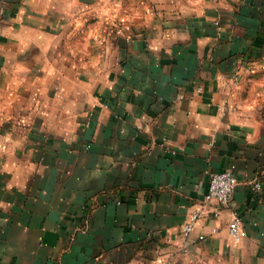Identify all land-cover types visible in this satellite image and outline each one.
Wrapping results in <instances>:
<instances>
[{
	"label": "crops",
	"instance_id": "crops-1",
	"mask_svg": "<svg viewBox=\"0 0 264 264\" xmlns=\"http://www.w3.org/2000/svg\"><path fill=\"white\" fill-rule=\"evenodd\" d=\"M0 264H264V0H0Z\"/></svg>",
	"mask_w": 264,
	"mask_h": 264
},
{
	"label": "built area",
	"instance_id": "built-area-1",
	"mask_svg": "<svg viewBox=\"0 0 264 264\" xmlns=\"http://www.w3.org/2000/svg\"><path fill=\"white\" fill-rule=\"evenodd\" d=\"M236 181V176L232 170L212 171L210 174L206 199L208 201L217 202L220 205L229 204L234 195ZM253 187L256 190H260L263 188V185L261 182H255ZM199 217L200 212H195L193 213L191 219L184 224L183 229L187 234L193 230L195 221ZM230 231L236 235L241 234L242 218L238 213L235 214L234 218L231 221ZM200 237L204 238V235H201Z\"/></svg>",
	"mask_w": 264,
	"mask_h": 264
}]
</instances>
